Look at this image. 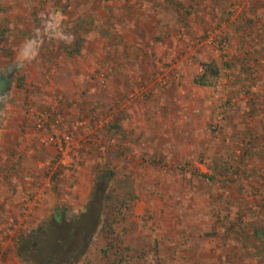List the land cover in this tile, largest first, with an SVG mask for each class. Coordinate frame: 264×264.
I'll list each match as a JSON object with an SVG mask.
<instances>
[{
	"label": "rangeland",
	"instance_id": "1",
	"mask_svg": "<svg viewBox=\"0 0 264 264\" xmlns=\"http://www.w3.org/2000/svg\"><path fill=\"white\" fill-rule=\"evenodd\" d=\"M56 12L71 42L19 63ZM0 76V131L54 90L111 146L77 211L5 215L0 264H264V0H0Z\"/></svg>",
	"mask_w": 264,
	"mask_h": 264
},
{
	"label": "crops",
	"instance_id": "2",
	"mask_svg": "<svg viewBox=\"0 0 264 264\" xmlns=\"http://www.w3.org/2000/svg\"><path fill=\"white\" fill-rule=\"evenodd\" d=\"M105 73L102 74L104 77ZM96 80H94L95 82ZM182 87L176 89L182 93ZM186 91V90H184ZM4 97L5 94L0 95ZM66 99V102H58V98ZM106 101V100H105ZM34 105H33V104ZM83 99L74 94L69 95L60 91H45L40 97L30 96L24 101V111L15 113L14 125L2 127L0 131V223L5 221V215H18L22 212L19 198L27 193L34 198V205L28 203L25 213L30 211L47 213L54 205H63L73 211L83 207L86 193L76 190L83 180L85 166H91L96 158H101L111 146L101 139V131L94 123L96 115H102L97 103L94 102L91 109L83 105ZM31 106L33 109H52L55 114L56 125L61 130L68 132L74 141V152L78 157V163L61 177L52 181L50 189L43 187L46 177L45 165L50 161L54 148L44 141L45 130L33 131L32 121L25 116V109ZM95 111L97 113H95ZM115 150V149H114ZM113 151V150H112ZM103 157V156H102ZM94 159V160H93ZM71 184L73 195L67 194L65 187L61 189V183ZM56 187V188H55ZM67 187L69 188L70 185ZM21 217L27 219V214ZM15 217L17 222L20 220ZM28 222L27 220L25 223ZM28 224V223H26Z\"/></svg>",
	"mask_w": 264,
	"mask_h": 264
},
{
	"label": "built area",
	"instance_id": "3",
	"mask_svg": "<svg viewBox=\"0 0 264 264\" xmlns=\"http://www.w3.org/2000/svg\"><path fill=\"white\" fill-rule=\"evenodd\" d=\"M97 81L99 83L103 82L101 78H98ZM136 92H141V89H138ZM57 101L61 103L64 99L60 97ZM25 116L32 121L31 129L33 131L43 129L46 131L43 139L54 148L50 161L44 167L46 177L43 181V187L48 188L53 180L61 177V175L78 163V157L74 152L75 144L72 136L56 125L57 121L53 119L55 118V114L52 109H40L36 111L31 106H27ZM21 201L24 209H26L28 203L34 205V198L27 193L21 195Z\"/></svg>",
	"mask_w": 264,
	"mask_h": 264
},
{
	"label": "clouds",
	"instance_id": "4",
	"mask_svg": "<svg viewBox=\"0 0 264 264\" xmlns=\"http://www.w3.org/2000/svg\"><path fill=\"white\" fill-rule=\"evenodd\" d=\"M63 15L59 12L51 14L43 19L42 26L36 28L33 34L26 38L17 48V61L21 64L32 62L37 59L43 38L61 39L65 42H71L73 37L71 34H65L62 28ZM6 97H0V102L5 101Z\"/></svg>",
	"mask_w": 264,
	"mask_h": 264
},
{
	"label": "flooded vegetation",
	"instance_id": "5",
	"mask_svg": "<svg viewBox=\"0 0 264 264\" xmlns=\"http://www.w3.org/2000/svg\"><path fill=\"white\" fill-rule=\"evenodd\" d=\"M2 82H3V79L2 77L0 76V95H2V93L4 92L5 88H1L2 87ZM1 97V96H0Z\"/></svg>",
	"mask_w": 264,
	"mask_h": 264
},
{
	"label": "water",
	"instance_id": "6",
	"mask_svg": "<svg viewBox=\"0 0 264 264\" xmlns=\"http://www.w3.org/2000/svg\"><path fill=\"white\" fill-rule=\"evenodd\" d=\"M4 80H5V81H3L4 83L2 82V85H3V84H5V82H7V80H8V79H7V78H5Z\"/></svg>",
	"mask_w": 264,
	"mask_h": 264
},
{
	"label": "trees",
	"instance_id": "7",
	"mask_svg": "<svg viewBox=\"0 0 264 264\" xmlns=\"http://www.w3.org/2000/svg\"><path fill=\"white\" fill-rule=\"evenodd\" d=\"M202 82V81H201ZM95 223V222H94ZM89 236V235H88ZM20 252V251H19Z\"/></svg>",
	"mask_w": 264,
	"mask_h": 264
}]
</instances>
